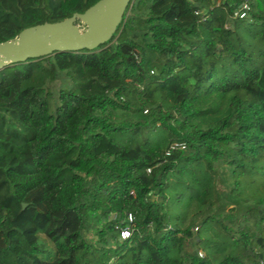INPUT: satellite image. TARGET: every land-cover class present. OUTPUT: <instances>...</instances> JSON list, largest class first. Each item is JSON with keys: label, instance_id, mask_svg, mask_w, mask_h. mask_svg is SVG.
Wrapping results in <instances>:
<instances>
[{"label": "trees", "instance_id": "16d2710c", "mask_svg": "<svg viewBox=\"0 0 264 264\" xmlns=\"http://www.w3.org/2000/svg\"><path fill=\"white\" fill-rule=\"evenodd\" d=\"M97 1L0 0V42ZM0 264H264V0H130L0 69Z\"/></svg>", "mask_w": 264, "mask_h": 264}, {"label": "water", "instance_id": "95a60500", "mask_svg": "<svg viewBox=\"0 0 264 264\" xmlns=\"http://www.w3.org/2000/svg\"><path fill=\"white\" fill-rule=\"evenodd\" d=\"M129 2L98 0L84 12L22 29L12 39L0 42V69L54 52L96 48L110 39ZM77 20L84 24L83 29L75 24ZM25 206L23 203L22 208Z\"/></svg>", "mask_w": 264, "mask_h": 264}, {"label": "built area", "instance_id": "2783aa9c", "mask_svg": "<svg viewBox=\"0 0 264 264\" xmlns=\"http://www.w3.org/2000/svg\"><path fill=\"white\" fill-rule=\"evenodd\" d=\"M247 9H249L248 3L246 1H244L240 4V6L237 9L234 10L233 15L239 16L240 18L244 17L245 11ZM120 234H121V237L124 238V237H127L129 235V231H127L125 229H121Z\"/></svg>", "mask_w": 264, "mask_h": 264}, {"label": "rangeland", "instance_id": "374dc122", "mask_svg": "<svg viewBox=\"0 0 264 264\" xmlns=\"http://www.w3.org/2000/svg\"><path fill=\"white\" fill-rule=\"evenodd\" d=\"M75 24L76 25H78L81 29H83L84 28V24H82L80 21H76L75 22ZM58 120H59V122H60V120H61V118L60 117H58ZM39 241L41 242V243H44L46 246H47V248H48V250L50 251V253L51 254H53V252H54V250H55V247H54V244H53V242L45 235V234H40L39 235Z\"/></svg>", "mask_w": 264, "mask_h": 264}]
</instances>
